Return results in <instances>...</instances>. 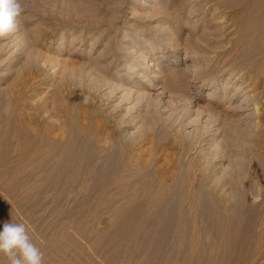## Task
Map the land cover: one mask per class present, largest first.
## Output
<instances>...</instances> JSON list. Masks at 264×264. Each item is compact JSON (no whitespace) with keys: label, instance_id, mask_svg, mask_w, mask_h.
I'll return each instance as SVG.
<instances>
[{"label":"bare ground","instance_id":"bare-ground-1","mask_svg":"<svg viewBox=\"0 0 264 264\" xmlns=\"http://www.w3.org/2000/svg\"><path fill=\"white\" fill-rule=\"evenodd\" d=\"M233 4L239 6L242 11L253 7L255 17L252 21L250 20V25L260 31L264 28V1L235 0L231 5ZM133 23L134 21L132 23L123 22L120 31L121 38H125L127 31L135 27ZM21 31L24 36L23 41H20L27 49L24 52L25 59L22 68L29 71L30 75L41 76L42 78L37 81L40 85H45L53 77H48L44 62L52 63L53 59L45 57L47 60L42 62V58H39L40 55L29 50V46H34L41 41L37 36L38 33H33L31 27L29 30L24 27ZM21 33L20 29L16 28L8 35L0 36V51L6 48L8 55L16 54ZM80 38L82 37L75 36L74 42L80 41ZM95 41L96 39L89 42V49L86 52L89 55L87 60L89 68H86L85 73L90 72L92 75H89L92 79L91 84L93 83L96 91L98 90L96 101L92 97L91 101L88 98L90 107H92L90 111L101 115L109 124L107 137L104 135L106 139L101 136L103 140L97 142L100 149L103 148L102 152H105L103 167L96 162H86V153H89L90 156H97L94 146L76 140V124L73 113L69 114L70 116L67 115L64 124H57V128L52 133L40 136L32 134L33 130L30 125L33 124V121L30 116L26 117L28 113L24 110L29 102L28 94L36 85V81L30 75L26 76V79L15 78L17 82L13 86L14 89L12 88L14 100L12 112H15L18 117L9 118L11 116L7 114V117H0V191L3 192V195L18 200L19 203L21 202L20 204L32 207L31 203L34 199L41 193L47 192L45 189H49L54 195H61V197L62 195L73 196L77 183L76 177L78 174H83L88 178L84 182V189L90 193V198H92L90 201L87 200L88 202L84 200L82 209L80 208L81 210L78 209V211L74 209L73 212L74 207L71 208L70 205L66 214H70L72 224H76L77 228L84 229L83 226L78 225V222L80 221L79 224H82V220H84L87 221V225L94 224L95 216L99 217L97 212L99 207H103L102 210H105V207L109 208L107 212L110 211L111 207L108 206L111 203L108 204L109 201L107 202V199L105 198V200L103 197L112 187L114 190L118 189L114 187L118 179L121 185L118 184L120 187L116 195L119 193L121 197L118 196L115 200L120 198L118 201L121 200V205L111 208L109 213L112 212V215L108 213L109 217L112 216L113 226L111 227L114 229L117 225V229L114 231L112 229L109 233H106L105 230V233L102 234V231L101 233L92 230L91 224L87 228L89 229L91 226L90 229L95 231V236L91 235L104 244L105 248L103 246L102 248L107 251L108 264H138L137 259H140L144 264H228L234 257L233 252L237 251L236 248L238 249L237 258H247V264L262 263L264 261V193L261 196L263 197L261 201H257L259 196L253 198L249 188L247 189L248 185L243 180L246 177L242 174L241 167L246 153L250 154V146L241 140L240 136L244 132L248 137L259 134L257 129L264 120L261 108V103H264V80H255L251 75L245 73L246 71L231 70L225 78L221 102L225 105L224 112L237 118L236 124H234L236 128H229L230 130L226 134L221 135L219 123L217 121L214 123L215 120L210 121V116H206L205 119L198 117V114L194 119L187 117L186 122L179 126L178 133L172 128L176 133L171 134V143H169L174 146L177 144L173 143L178 142V148L180 147L181 151L177 150L184 155L179 153L177 158L180 159H177L174 164L169 165L166 161L163 162L164 164H158L156 161L158 154L156 156L154 154L153 157L149 150L151 148L144 147L143 151H139V149L133 151V148L137 149L145 143L142 136L151 130L152 125L148 124L142 128L143 126L137 121L141 114L140 110L136 109V111L134 106L129 107L128 104L131 95H134L135 98L143 95L150 96L149 91L157 90L158 85L163 82V78L168 73L165 74L163 67L160 66L162 62H159L155 66V71L145 81L146 85L134 84L132 78L138 77L147 68L138 67V60L143 59L141 54L137 55L138 58L135 57L137 59L135 62L126 58L127 54H131V57L135 55L132 43L129 42V45L126 44L127 46H122L119 43L113 49L105 45L101 51L95 54L93 50ZM218 44L223 47L224 41L220 40ZM162 58V60H166V57ZM151 61L152 58L146 63L147 66L152 65ZM259 71L264 72V65ZM65 80L72 81L74 84L75 81L80 82L79 75L74 73H70ZM88 82L90 83V79ZM86 101L87 99L84 100V102ZM1 111L3 110L1 109ZM25 118H28V121ZM89 124L88 126H90ZM84 127L80 131L86 133L91 126ZM97 127L98 125L94 128L95 131L98 130ZM61 133L66 136L64 142H60L56 138ZM7 134H11L13 139V142H10V148L14 152L13 156H8L4 151L7 143L5 144L3 136ZM94 145L96 146V143ZM145 149L148 151L147 155H143ZM118 154L123 155L122 160L120 158V163ZM231 155L233 158H230ZM182 156L185 157V160L181 159ZM257 158L264 166V157L257 155ZM152 160L154 163L151 162ZM148 163H152L151 169H149L150 164ZM118 165L120 172L116 171ZM131 170L134 173L129 174ZM107 172L112 174V179L104 181L97 178L99 174ZM132 175H134L133 178H136L133 179ZM82 193L85 194V192ZM52 200L50 201L53 203L55 200ZM51 202L49 204H52ZM18 204L17 206L13 205L18 207ZM57 208L58 205L56 206V216L60 213ZM49 211L53 212L50 209ZM251 211L253 215V211L258 212L256 214L260 216L257 227H255V222L253 223L254 218L250 214ZM62 212L64 213V211ZM85 212H97L96 215L93 214L95 216L92 222H88L89 216L88 220L87 216H84L86 219H82ZM89 215L91 216V214ZM72 224L70 221L69 225ZM96 224L93 226L96 227ZM107 225L109 226V224ZM33 227L35 226L33 225ZM254 227L256 229L252 230ZM71 232L74 234V231ZM86 233L88 234V232ZM50 235L52 236V234ZM246 236L248 240L250 239L248 242L251 243V247L253 246L251 250L248 246H242L246 241L244 239ZM62 237L64 238V236ZM84 238L86 239V237ZM254 238L255 242H253ZM95 239L94 242H96ZM57 242L60 241L52 238L51 243L58 244ZM89 242L92 243L90 240ZM98 244L101 247L100 243H97V246ZM102 248L101 250L104 251Z\"/></svg>","mask_w":264,"mask_h":264},{"label":"rangeland","instance_id":"rangeland-1","mask_svg":"<svg viewBox=\"0 0 264 264\" xmlns=\"http://www.w3.org/2000/svg\"><path fill=\"white\" fill-rule=\"evenodd\" d=\"M234 1L235 0H20L23 12L19 17L17 28L20 29V33H22L19 35V41L17 40V53L8 55L6 48L0 51V117H7V115L11 116L9 118L13 119L18 117L15 112H12L14 106L12 90L14 89V84L17 82L15 78L21 80L23 78L26 79L28 75H30L29 71L22 68L25 59L24 52L27 49L22 43L24 33L21 29L25 27V29L29 30L31 27L33 33H38L37 36L41 41L34 46H29V50L40 55L39 58H42V62L48 58L53 59L52 63L44 62L48 77L53 78L51 81L45 83V85H40L37 80L42 77L38 75L33 76V74L30 75V77L35 78L36 85L31 89V93L29 92L28 94L29 102L24 111L28 113L26 117L30 116L33 124L30 125V123L27 122L28 118H25L27 120L26 123L32 128V134L40 136L45 133H52L53 130L57 128L56 126L60 123L61 125L65 123L64 120L66 121L67 115L73 113L76 124V140L94 146L97 156H90L89 153H86V162H96L99 166L101 165L103 167L105 152H102L103 148L101 147V150L97 142L99 140L102 141L104 138L106 139L109 124L101 115L90 111V108H92L90 107L91 97L96 101L98 90L96 91L95 85L93 83V85L91 84L92 75L90 72L85 73L89 68V63L87 61L89 55H87L86 52L89 49V42L94 39H96L93 49L95 54L101 51L105 45L113 49L119 43H121L122 46H127L126 44L129 45V42H131L132 50L135 55L131 57V54H127L126 58L135 62V60H137L135 57L141 54L144 60L140 58L141 61L138 60V63L137 61L136 63L140 68H147L143 70L138 77L132 78L134 84L146 85L145 81L149 79L151 73L155 71V66L159 62H162L160 66L163 67L165 74H169L163 78V82L158 85L157 90L149 91L150 96L143 95L138 98H135L134 95L130 96V103L128 106H134V110L139 109L141 113L137 121H139L138 123L143 127L137 123L138 126L144 128V126L148 124L152 125L151 130L148 132L145 131L147 134L144 133L145 135L142 136V138L145 139V145L143 144L141 147H137V149L133 148V151H138V149L139 151H143L142 149L144 147L148 149L151 148L149 150L153 157L154 154L155 156L158 154V158L156 159L158 164H164L163 162L165 161L168 162L169 165L174 164L178 159L177 157H179V153L182 152H180L181 148H178V142L173 143L177 144L174 146L169 144L171 143L170 137L175 131L177 133L179 132V126L186 122L187 117L194 119L199 115L198 117H203L202 119H205L206 116H210V121L215 120L214 123H219L221 135L226 134V132L230 130L229 128H236L234 124H236L237 118L224 112L225 105L221 102L225 78L231 70L237 72L246 71L245 73L251 75L253 79L258 81L259 79L264 80V72L261 73L259 71L262 65H264V28L260 31L250 25V22L255 17L253 7L242 11L239 6L235 4L231 5ZM258 13L259 11L256 15ZM131 21H134L133 24L135 27L131 30L125 29L128 30L125 34L126 37L121 38L120 31L123 22L132 23ZM97 35L98 38H96ZM75 36L82 38L79 39L80 41L74 42ZM220 40L224 41L223 47H220L218 44ZM70 41H72L70 43L71 45L69 44ZM59 51L60 53H57ZM45 57L47 59H45ZM162 57H166V60H162ZM151 58L152 65L147 66L146 63H148ZM70 73L79 75L80 82L75 81L74 84L72 81H66L65 79ZM85 74H88V76H85ZM89 75L91 76L89 77ZM89 79L90 83L88 82ZM46 86L47 88H45ZM92 87H94L95 90ZM98 87L99 86H97V88ZM84 98H86L87 101L89 98L90 101L84 102V100H86ZM261 105L264 113V103H261ZM1 109L3 111H8L3 112ZM170 122L174 123L171 124ZM87 123H90L89 125L91 127L88 126ZM97 125L98 130L96 129L95 131L94 128ZM83 127H90V129L86 133H83L80 131ZM172 128L175 131H173ZM105 130H107V133H105ZM257 130L259 132L257 135L248 137V135H245L247 133L244 132L240 136V139L247 142L250 146V154L249 152L246 153L241 172L246 177L243 180L246 182V185H248L247 189L249 188L248 190H250L252 194L250 195L253 196V198L259 196L257 201H261L264 197V166L261 165L262 163L258 160L257 155L264 157V120L260 123ZM101 136H103V139ZM65 137L64 133L56 136L57 140L60 142H64ZM3 140L5 144L7 143V147L5 146L6 148L4 151L8 156H13L14 152H12L10 148V142H13L11 134L3 136ZM93 142L96 143V146ZM147 152V149H145L143 155H147ZM120 154H118L119 163L123 158V155ZM230 158H233V155H231ZM181 159L185 160V157L182 156ZM151 162L154 163L153 160ZM151 164L150 167L147 165L149 169H151ZM116 171L120 172L119 165ZM131 172L133 171L131 170L129 174H131ZM99 176H97V178L104 181L112 179V174L108 172L102 173L101 175L99 174ZM133 176L134 175L131 177L133 178ZM76 178L77 183L74 187L75 193L73 196H68L71 197L70 199L72 201L66 195H62L61 197V195H54L51 190L45 189L47 192L41 193L31 203L32 207H28L25 204H20L21 202L19 203L16 199H10V197L4 196L3 192L0 191L4 197H1L2 195L0 193V228H2L6 220L11 219L12 222H24L30 230L33 241L41 248L45 255L44 264H108L106 258L107 251L104 249L105 246L96 237V239L94 238V232L102 231L103 233H101L104 234L105 232L109 233L113 229V227H111L113 226L111 223L112 216H110L111 218L109 217V214L112 215V212H109L111 208L113 209L115 206L121 205V200L118 201L120 198L115 200V198L119 196V193L116 195L120 187L118 184L121 185V183L117 179L114 187L118 189L114 190L112 187L113 189H109L108 193L106 192L103 197L107 199H105L107 202L109 201L108 204L111 203L108 206L111 207L109 212H107L109 208L105 207V211L102 210L103 207H99L97 209L99 217L95 216L97 212H95L96 214L85 212V215H83L82 219L84 216L90 217L91 220L89 217L87 218V220L89 219L88 222H92L95 216L94 224L90 223L92 225V227L90 226L91 229L95 231H91L90 227L87 229L88 225H90H87V221L81 219L83 221L82 224H79L80 221L78 222L79 226L81 225L84 227V229H80V227H76V224H72L73 221L70 218V214H66V210H69L67 208L74 207L72 211L74 209L78 211V209H82L85 201H90L92 198H90V193H87L84 189V182L88 178L84 177L83 174H78ZM79 191L85 192V194L82 192H80V194ZM51 193L54 195L53 200V195ZM9 199L18 202L15 203ZM50 200L55 201L52 203ZM50 202L52 204H49ZM12 203L15 204V206L19 203V208L15 207ZM57 205L60 209L57 208L58 211H60V213L64 211V213H59L56 216ZM59 205L61 206L59 207ZM49 209L53 210L54 215ZM253 212L254 215L252 211L250 214L252 218H254L253 223L255 222V227H257L260 216L256 214L258 212ZM89 214H91V216ZM93 214L95 215L93 216ZM84 219H86V217ZM70 221L71 224L75 226V230L72 225H69ZM102 222L104 223L102 224ZM95 224L96 227L93 226ZM107 224H109L110 227ZM33 225L35 227H33ZM115 226L114 229L116 230L117 225ZM255 227L252 230L256 229ZM114 229L112 231H114ZM71 231H74V234L78 236L72 234L73 232ZM85 231L88 232V234ZM50 234H52V236ZM60 234L64 236V238ZM89 235H91V239ZM49 237L51 240L53 238L60 242H57L58 244H53ZM84 237H86V239ZM92 237L96 242L93 241L94 239ZM244 239L246 241L242 246H248L249 250H251L253 246L251 247V243L248 242L250 239L248 240L247 236ZM89 240L92 243H90ZM253 242H255V238ZM97 243H100L101 247L99 244L97 246ZM102 246L104 248H102ZM101 248L104 249V251L101 250ZM236 250L238 251L237 248ZM237 251H235V253L233 252L234 257L232 256L233 258L230 259L228 264H247V258H237ZM134 261L133 259V262ZM137 262L138 264H144L140 259H137ZM262 263L264 264V261ZM0 264H7V259L0 256Z\"/></svg>","mask_w":264,"mask_h":264},{"label":"clouds","instance_id":"clouds-1","mask_svg":"<svg viewBox=\"0 0 264 264\" xmlns=\"http://www.w3.org/2000/svg\"><path fill=\"white\" fill-rule=\"evenodd\" d=\"M23 12L20 0H0V36L16 30ZM0 256L7 264H44V253L24 222L6 220L0 228Z\"/></svg>","mask_w":264,"mask_h":264}]
</instances>
